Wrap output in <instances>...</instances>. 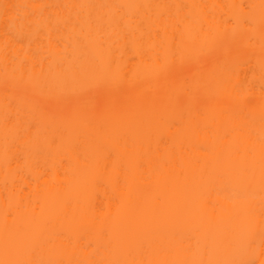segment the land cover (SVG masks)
Masks as SVG:
<instances>
[{
    "label": "bare ground",
    "instance_id": "obj_1",
    "mask_svg": "<svg viewBox=\"0 0 264 264\" xmlns=\"http://www.w3.org/2000/svg\"><path fill=\"white\" fill-rule=\"evenodd\" d=\"M0 264H264V0H0Z\"/></svg>",
    "mask_w": 264,
    "mask_h": 264
}]
</instances>
